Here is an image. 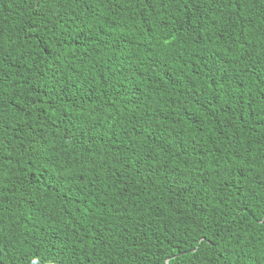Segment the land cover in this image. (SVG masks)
Wrapping results in <instances>:
<instances>
[{
    "label": "trees",
    "instance_id": "trees-1",
    "mask_svg": "<svg viewBox=\"0 0 264 264\" xmlns=\"http://www.w3.org/2000/svg\"><path fill=\"white\" fill-rule=\"evenodd\" d=\"M0 264H264V0H0Z\"/></svg>",
    "mask_w": 264,
    "mask_h": 264
}]
</instances>
